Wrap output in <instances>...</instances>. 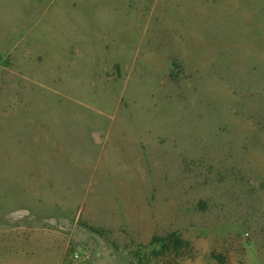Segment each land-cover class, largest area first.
Masks as SVG:
<instances>
[{
    "label": "rangeland",
    "instance_id": "1",
    "mask_svg": "<svg viewBox=\"0 0 264 264\" xmlns=\"http://www.w3.org/2000/svg\"><path fill=\"white\" fill-rule=\"evenodd\" d=\"M170 232L264 264V0H0V264Z\"/></svg>",
    "mask_w": 264,
    "mask_h": 264
},
{
    "label": "trees",
    "instance_id": "2",
    "mask_svg": "<svg viewBox=\"0 0 264 264\" xmlns=\"http://www.w3.org/2000/svg\"><path fill=\"white\" fill-rule=\"evenodd\" d=\"M89 229L97 233L96 229L92 227ZM112 245L117 249L113 243ZM149 246L151 247L149 251H140L134 255L135 264H153L155 260L164 262L162 264H171L172 259L174 261L181 259L185 252L190 250L191 245L177 232H170L162 236L153 235Z\"/></svg>",
    "mask_w": 264,
    "mask_h": 264
},
{
    "label": "built area",
    "instance_id": "3",
    "mask_svg": "<svg viewBox=\"0 0 264 264\" xmlns=\"http://www.w3.org/2000/svg\"><path fill=\"white\" fill-rule=\"evenodd\" d=\"M77 257V256H76Z\"/></svg>",
    "mask_w": 264,
    "mask_h": 264
}]
</instances>
